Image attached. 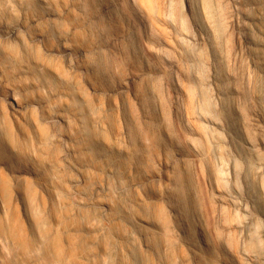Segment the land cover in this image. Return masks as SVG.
Here are the masks:
<instances>
[{"label": "rangeland", "instance_id": "rangeland-1", "mask_svg": "<svg viewBox=\"0 0 264 264\" xmlns=\"http://www.w3.org/2000/svg\"><path fill=\"white\" fill-rule=\"evenodd\" d=\"M154 9L0 0V264H264V0Z\"/></svg>", "mask_w": 264, "mask_h": 264}, {"label": "bare ground", "instance_id": "bare-ground-1", "mask_svg": "<svg viewBox=\"0 0 264 264\" xmlns=\"http://www.w3.org/2000/svg\"><path fill=\"white\" fill-rule=\"evenodd\" d=\"M145 5L147 6V9H149V12H152L153 10H155L154 8H156V3L159 1V0H143ZM153 13V12H152ZM8 238L10 239H15L16 237L14 236V234H8L7 235ZM22 245V244H21ZM23 246V245H22ZM258 246V245H257ZM254 247V246H253ZM259 247V246H258ZM15 248V246H14ZM257 248V247H256ZM255 248V249H256ZM260 250V249H259ZM262 254V253H261ZM262 256V255H261Z\"/></svg>", "mask_w": 264, "mask_h": 264}]
</instances>
